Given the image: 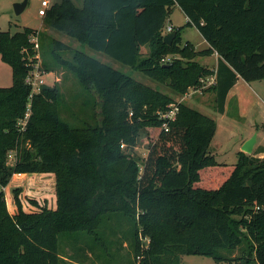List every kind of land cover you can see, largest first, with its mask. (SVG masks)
<instances>
[{"label":"trees","instance_id":"obj_1","mask_svg":"<svg viewBox=\"0 0 264 264\" xmlns=\"http://www.w3.org/2000/svg\"><path fill=\"white\" fill-rule=\"evenodd\" d=\"M176 5L209 47L184 41V26L173 27L172 44L164 41ZM45 21L178 94L215 75L204 90L220 113L239 77L264 79V0H60ZM36 30L0 31V56L12 68V84L0 87V264H61L60 236L76 234L100 242L111 258L110 249L127 242L129 264H180L184 255L264 264V157L239 151L232 166L217 161L214 118L86 52L65 58L70 46L54 39L53 62L87 93V118L71 123L59 86L31 95L25 82ZM214 52L216 69L195 59ZM171 103L179 111L166 131L160 113ZM148 127L159 132L141 158L133 147ZM47 172L55 174L56 207L34 199L39 210L27 211L16 194L10 213L3 189L13 174ZM204 175L211 179L202 183ZM108 228L116 239L105 237Z\"/></svg>","mask_w":264,"mask_h":264},{"label":"rangeland","instance_id":"obj_2","mask_svg":"<svg viewBox=\"0 0 264 264\" xmlns=\"http://www.w3.org/2000/svg\"><path fill=\"white\" fill-rule=\"evenodd\" d=\"M24 0H0V31L10 30L12 32L21 30L24 26H30L37 28L40 32L39 44H40V64L41 69L47 72L45 76V86L57 85L60 88L62 96L66 100V106L63 107V116L71 123L76 124V115L80 118H87V112L82 107V102L85 101L87 96L86 90H83L77 77L69 70L58 66L53 62L54 45L53 40L57 39L70 46L68 50L62 51L65 58L70 59L74 50H80L87 54L113 66L114 68L127 73L128 75L148 84L156 89L161 90L164 93L172 95L176 102H184L194 108L199 109L203 113L215 119L217 123L216 133L214 135L213 142L211 144V150L216 160L226 163L228 166H232L238 162V152L243 138L251 135L252 127L249 126L251 116L246 117L240 114L239 109L235 103L229 104L228 113L226 116L221 115L215 110L214 93L211 91H205L204 89L197 92H191L189 95L178 94L171 88L161 85L159 82L145 76L139 70L132 69L130 66L124 65L121 62L109 57L102 51L94 50L88 45L83 44L76 39L68 36L66 33L55 30L50 27L45 17L40 16L38 10L41 6L42 0H28V5L21 14H16L15 4L23 2ZM51 5L60 0H50ZM77 5L82 4V0H73ZM188 17L184 11L176 5L173 13L166 23V28L172 25L173 27H181L183 40H190L196 49H201L205 46L202 44L203 37L196 26L186 25ZM56 49V48H55ZM61 52V50H58ZM148 51V48H143L144 54ZM173 56H168L172 58ZM197 60L207 66H212L215 59L209 55L200 56ZM52 66V71L46 70L44 63ZM243 78L240 79L236 89L243 91L244 101L250 103L255 102L254 105L257 109H264V79L256 80L252 84ZM12 84V68L11 66L2 60L0 56V87L10 86ZM190 90V89H189ZM251 103V105L253 104ZM89 107V106H88ZM245 110V107H244ZM74 114V115H73ZM244 114V113H243ZM245 115V114H244ZM232 118H238L239 121H235ZM159 129L154 127H148L140 133L135 147H133L134 153L138 154L141 158H145L148 153V147L150 141L157 137ZM254 134L249 137L251 139ZM247 139V140H248ZM125 151L128 150V146L121 147ZM15 151H12L9 156V163H15ZM45 176H42L44 175ZM52 175V173H50ZM49 173H15L11 177L9 184L4 187V193L7 203V208L10 213L14 214L17 211V205L15 202V195L17 194L22 202V206L27 211H37V207L32 200H37L40 205H54L55 189L54 181L51 180L44 186V181L50 175ZM221 175H225L221 174ZM211 179L210 176H205L201 180L204 181ZM18 191V193H17ZM109 224V228L112 224ZM129 226L127 221H124L125 229ZM105 232V237L116 239L117 234H113L110 229ZM120 235V234H119ZM125 247L111 248L110 251L115 253L114 257L107 256L106 252L101 250V243H95L87 234L76 235H61L59 242V252L61 254V264H129V261L133 259L131 251L125 242ZM93 248V249H92ZM234 256L240 255V250H237ZM180 264H230L228 260H222L220 262L215 261L213 258L205 255H184ZM234 264H246L245 259L236 260Z\"/></svg>","mask_w":264,"mask_h":264},{"label":"crops","instance_id":"obj_3","mask_svg":"<svg viewBox=\"0 0 264 264\" xmlns=\"http://www.w3.org/2000/svg\"><path fill=\"white\" fill-rule=\"evenodd\" d=\"M170 26H172V25H170ZM167 32H169L168 31V27L165 29V34ZM201 36H202V34H201ZM186 41H190V40H186ZM202 44H205V46L202 47L201 49H205V48L209 47V44L205 40L204 37H203ZM201 49L198 48L197 50H201ZM200 56H204V55H198L195 59L197 60V58L200 57ZM209 56L214 57V59H215L213 65L212 66H207L205 64H203V65H205L207 67H210V68L216 69L217 65H218V60H219L218 53L214 52L213 54H211ZM241 78L242 77L238 78L236 84L234 85V87L228 93L225 111L223 113H220V112L219 113L221 115L226 116V114L228 113L229 104L232 105V103H235L236 106L238 105L237 108L239 109L240 114L244 116L242 118L245 119L246 117L251 116L250 122L248 123L249 126L252 127L251 135L248 136V137L243 138V140L241 142V145H244V143L247 141V139L249 137H251L253 134L256 133L257 134V140H256V143L254 144V148H253V151H252L251 154H253V155L257 156V157H264V109H257L255 107V105H254L255 102L254 103L253 102H250V103L247 102V104H246V101H244V93H243V91L238 90V92H236V89L239 87L238 83H239ZM254 82L252 84H256ZM259 98L263 99L264 96L259 97ZM251 103H253V104L251 105ZM244 107H245V110H244ZM232 119L235 120V121H239L240 120L238 118H232ZM212 142H213V140H212ZM239 151H242V147H240ZM47 173L50 174L52 172H47ZM41 174H43V173H41ZM42 176H45V174L42 175ZM46 176H48V177L46 178V181H44V186L45 185L47 186V183H50L51 180H53L54 181L53 182L54 185H56V179H55V174L54 173H52V175L50 174V175H46ZM54 189H55V186H54ZM54 195H55L54 205H50L49 206V207H52V208L56 207V190H55Z\"/></svg>","mask_w":264,"mask_h":264},{"label":"built area","instance_id":"obj_4","mask_svg":"<svg viewBox=\"0 0 264 264\" xmlns=\"http://www.w3.org/2000/svg\"><path fill=\"white\" fill-rule=\"evenodd\" d=\"M51 7V1L50 0H42L41 6L38 10V13L40 16L45 17L47 14L48 9ZM173 27L169 26L168 31H172ZM39 37L40 32L37 29L36 32H34L30 38V41L33 43V47L35 49V55L34 58L30 59V66L27 76L25 78V82L31 86V95H35L39 93L42 88L45 86V76L47 75V72L45 70L41 69V60H40V44H39ZM167 59H170L167 57ZM216 80V76L212 75L207 78H202L200 80V85L198 87H191L190 90L185 94L186 96L191 94V92H197L205 89L206 87H209L210 85L214 84ZM181 102V101H180ZM179 111V106L177 103H171L169 105V108H167L165 111L160 113V117L164 120L163 127L166 131L169 130V122L176 119L177 113ZM30 116V110L26 113V116L23 121H21V125L23 129L25 128V125L27 123V120ZM125 144H122V147H125Z\"/></svg>","mask_w":264,"mask_h":264},{"label":"water","instance_id":"obj_5","mask_svg":"<svg viewBox=\"0 0 264 264\" xmlns=\"http://www.w3.org/2000/svg\"><path fill=\"white\" fill-rule=\"evenodd\" d=\"M27 5H28V0H24L23 2H20V3H16L14 6L16 14H21ZM176 34H177V31L175 29L167 32L164 35V41L167 44H172ZM256 140H257V134L255 133L251 139H248L244 143V145L242 146V151L251 154L254 148V144L256 143Z\"/></svg>","mask_w":264,"mask_h":264}]
</instances>
